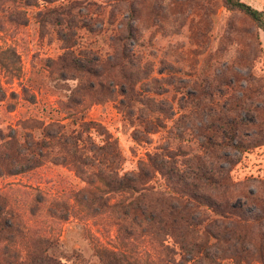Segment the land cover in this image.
I'll return each mask as SVG.
<instances>
[{"label":"rangeland","instance_id":"374dc122","mask_svg":"<svg viewBox=\"0 0 264 264\" xmlns=\"http://www.w3.org/2000/svg\"><path fill=\"white\" fill-rule=\"evenodd\" d=\"M243 1L264 9V0ZM67 3L75 22L67 30L71 38L65 41V26L42 21L38 12ZM129 30L133 39L121 40L128 38ZM71 45L77 55L81 49L92 50L89 58L98 55L104 59L117 48H126L145 66L148 77L140 79L137 89L163 103L164 109L149 117L154 132L142 125L139 113L130 115L121 106L120 93L104 102L87 99L84 105L68 108L69 89L78 79L73 69L61 67L59 57ZM229 65L239 66L237 70L251 76L246 105L253 102V107L262 110L264 30L243 13L229 12L223 0H0V143L12 135L21 139L22 123L28 118L46 124L56 120L66 130H78L82 120H93L102 125L99 131H89L94 141L101 144L103 131L118 141L124 158L121 173L137 171L139 161L161 147L185 160L201 152L200 139L190 130L201 123L192 119L197 109L192 103L193 87L212 91L206 100L215 110L230 112L238 106L233 95L242 96L241 79L231 84L230 76H221ZM239 111L240 119L246 121V109ZM135 132L139 133L137 139ZM229 160L220 163L231 168V204L248 216L264 211V144L244 152L233 165ZM91 190L72 167L62 164L47 163L26 173L0 177V191L28 224L29 233L53 237L63 245L67 257H79L77 263L96 260L95 248L100 246L125 250L144 262L158 260L159 250L149 238L124 243L115 217L100 213V208L94 212L97 204L89 202L87 192ZM252 223L248 239L257 232ZM238 239L246 245V225L218 242L221 250H228L227 258H219L224 254L217 248L214 261L191 254L184 257L176 247L172 254L176 261L170 264H246V253L241 259L231 257L240 247Z\"/></svg>","mask_w":264,"mask_h":264},{"label":"trees","instance_id":"16d2710c","mask_svg":"<svg viewBox=\"0 0 264 264\" xmlns=\"http://www.w3.org/2000/svg\"><path fill=\"white\" fill-rule=\"evenodd\" d=\"M223 1L229 12L243 13L264 30V9L243 0ZM38 13L42 21L65 26V41L71 38L67 30H72L75 16L68 3L47 7ZM128 35L121 40L133 39V31L129 30ZM74 45L67 49L66 55L59 57L61 67L73 69L78 79L69 89L68 108L84 105L87 99L104 102L120 93L123 95L121 106L130 115L139 113L142 125L154 132L153 126H149L153 123L149 117L164 109L163 103L137 89L140 79L148 77L145 66L141 67L126 48L119 47L104 59L98 55L89 58L92 50L81 49L77 55L72 49ZM234 65L225 67L221 73L223 78L230 76L231 84L241 79L242 96L233 95L239 107H231L230 112L215 110L209 105L206 99L212 91L193 87L196 94L192 103L197 109L192 119L201 123L193 124L190 130L196 131L201 152L185 160L179 159L173 150L161 147L147 153L146 158L139 161L137 171L121 173L124 158L118 141L106 131L100 132L101 144L94 141L89 131H99L102 125L93 120H82L78 130H66V126L56 120L46 124L28 118L22 123L25 131L21 139L12 135L0 143V177L26 173L47 163L72 167L93 188L87 192L89 202L97 204L94 212L100 208V213L115 217L124 243L149 238L159 250L158 260L144 262L125 250L100 246L95 248L96 260L79 259L77 263L79 257H67L63 245L53 237H33L8 196L0 191V264H170L176 261L172 254L177 248L184 257L191 254L192 258L209 257V261H214L215 248L224 254L219 258H227L228 250H221L218 242L245 225L246 245L238 239L240 247L231 257L241 259L246 253V264L253 261L264 264V211L248 216L231 204L234 187L231 168L225 169L220 163L222 159H230L233 165L244 152L264 144V108L253 107V102L246 105L251 76L244 75L237 70L239 66ZM239 108L248 112L246 121L240 119ZM138 136L135 132V139ZM232 151L234 155L226 154ZM250 221L257 232L248 239Z\"/></svg>","mask_w":264,"mask_h":264}]
</instances>
